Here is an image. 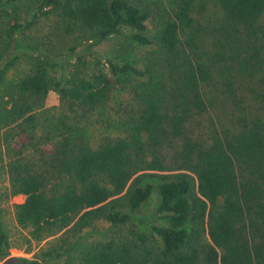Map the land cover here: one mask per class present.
<instances>
[{
    "label": "trees",
    "instance_id": "16d2710c",
    "mask_svg": "<svg viewBox=\"0 0 264 264\" xmlns=\"http://www.w3.org/2000/svg\"><path fill=\"white\" fill-rule=\"evenodd\" d=\"M118 35L133 58L97 49ZM115 90V132L75 122L44 164L21 159L38 101L84 118ZM0 176V260L22 194L27 251L46 240L27 264H264V0H173L162 19L139 0H0ZM153 190L155 222L137 214Z\"/></svg>",
    "mask_w": 264,
    "mask_h": 264
},
{
    "label": "rangeland",
    "instance_id": "374dc122",
    "mask_svg": "<svg viewBox=\"0 0 264 264\" xmlns=\"http://www.w3.org/2000/svg\"><path fill=\"white\" fill-rule=\"evenodd\" d=\"M142 5L147 6L151 10L152 15L156 19H162L168 15L171 11L173 0H139ZM46 28V26H45ZM97 49L105 56L122 61L131 59L134 56V45L121 35L112 37L107 41H104L98 45ZM123 97L121 91L115 90L112 92L110 99L106 102L103 107L95 108L90 110L86 117H80L79 111L80 107L76 104H70L66 101H61L58 99L56 94L49 95L44 99H41L38 104H36L34 113L37 117L38 128L36 131L35 138L22 147L21 159L28 160L35 166L44 164V159L48 156L50 147L52 146L53 140H55L54 135L59 134L66 130L68 126L76 124L75 122H86L88 124V135L89 138L97 139L99 135H109L116 131V128L121 127L122 123L120 121L119 113L116 114L115 111L118 110L117 103L120 98ZM2 155L1 162L6 160V149L5 146H1ZM10 156H13L12 151H10ZM6 184V181L3 180ZM24 195H16L13 201H8L4 204L3 210V221L5 227L10 234V239L12 243L18 244V246H12L10 248V254L7 256H16L19 259L29 258L32 259L34 253H37L39 248L45 244L46 240L36 244L33 242V249L27 251L26 244L23 242L22 235L27 233L26 229L20 228L13 215L14 202H21L24 199ZM158 203V195L155 190H153L151 196L147 201L141 206L139 216L149 219V221H156V218L152 217L155 207ZM151 217V218H150ZM103 233H92L88 235L89 239L94 237H104ZM6 257V258H7ZM2 260H0L1 264Z\"/></svg>",
    "mask_w": 264,
    "mask_h": 264
},
{
    "label": "water",
    "instance_id": "95a60500",
    "mask_svg": "<svg viewBox=\"0 0 264 264\" xmlns=\"http://www.w3.org/2000/svg\"><path fill=\"white\" fill-rule=\"evenodd\" d=\"M1 264H22L20 259L16 256H9L2 260Z\"/></svg>",
    "mask_w": 264,
    "mask_h": 264
},
{
    "label": "flooded vegetation",
    "instance_id": "af4514ba",
    "mask_svg": "<svg viewBox=\"0 0 264 264\" xmlns=\"http://www.w3.org/2000/svg\"><path fill=\"white\" fill-rule=\"evenodd\" d=\"M20 263H22V264H27V263H24L21 259H20Z\"/></svg>",
    "mask_w": 264,
    "mask_h": 264
}]
</instances>
